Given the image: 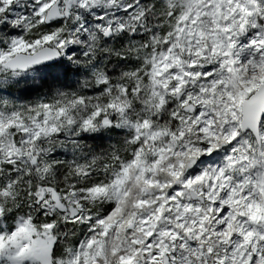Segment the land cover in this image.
<instances>
[{
	"label": "snow or ice",
	"instance_id": "1",
	"mask_svg": "<svg viewBox=\"0 0 264 264\" xmlns=\"http://www.w3.org/2000/svg\"><path fill=\"white\" fill-rule=\"evenodd\" d=\"M0 264H264V0H0Z\"/></svg>",
	"mask_w": 264,
	"mask_h": 264
}]
</instances>
